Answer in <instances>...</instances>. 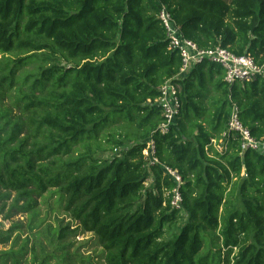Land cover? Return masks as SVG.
I'll return each instance as SVG.
<instances>
[{"label":"trees","instance_id":"trees-1","mask_svg":"<svg viewBox=\"0 0 264 264\" xmlns=\"http://www.w3.org/2000/svg\"><path fill=\"white\" fill-rule=\"evenodd\" d=\"M162 7L201 49L264 65V0H0V215L32 213L55 190L105 264H264V151L242 152L233 136L224 154L211 146L233 104L264 144V77L229 86L221 67L195 66L175 81L180 114L161 135L159 89L182 66ZM118 122L127 147L101 134ZM151 138L162 165L147 168ZM163 165L183 177L184 214Z\"/></svg>","mask_w":264,"mask_h":264},{"label":"built area","instance_id":"built-area-1","mask_svg":"<svg viewBox=\"0 0 264 264\" xmlns=\"http://www.w3.org/2000/svg\"><path fill=\"white\" fill-rule=\"evenodd\" d=\"M158 18L166 30L169 49L178 52L182 59V66L179 74L167 81L159 89L161 96L157 100V104L161 108L164 118V122L159 126L158 130L161 135H168L171 132L180 114L181 102L179 93L181 85L175 81L183 79L195 66L209 62L221 67L225 74L224 80L229 86H233L237 83L243 84L253 82L259 77H264V65H259L249 54L238 56L232 51L222 47L201 49L195 42L185 38L181 31V27L165 7H162ZM240 113V108L236 104H233L228 120V129L222 135L223 139H213L211 141V146L218 153L224 154L227 151V142H225L224 139L227 140L231 136L240 141L242 152L250 149L264 151V144L254 138L251 131L244 126L241 121ZM115 153L119 154L120 151L116 150ZM143 156L147 168L152 165H162L157 158L156 145L152 138L148 141L146 148L143 150ZM163 167L166 175L175 183V187L169 193L171 196V207L184 214V199L181 191L184 184L183 177L178 171L166 165H163ZM149 178L146 187L150 186L148 182L153 183V179H151V177Z\"/></svg>","mask_w":264,"mask_h":264},{"label":"rangeland","instance_id":"rangeland-1","mask_svg":"<svg viewBox=\"0 0 264 264\" xmlns=\"http://www.w3.org/2000/svg\"><path fill=\"white\" fill-rule=\"evenodd\" d=\"M65 64L63 62L62 65ZM123 125L122 122L111 124L101 134L105 137L113 134L118 140H123L127 147L129 143L119 137L120 134L125 136ZM114 153L115 150L108 154L99 151L96 156L112 160L116 154ZM14 196L15 194L13 199ZM58 197L55 190H51L32 213L16 214L11 219L0 215V256L11 251L20 253L24 257L22 264H105V253L97 237L82 229L76 231L77 223L66 213ZM7 203L10 204L11 200ZM68 226L70 231L76 232L61 238V229ZM172 233H178V227L169 230L166 238Z\"/></svg>","mask_w":264,"mask_h":264}]
</instances>
